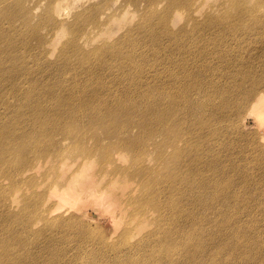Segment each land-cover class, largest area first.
Segmentation results:
<instances>
[{
	"label": "bare ground",
	"instance_id": "obj_1",
	"mask_svg": "<svg viewBox=\"0 0 264 264\" xmlns=\"http://www.w3.org/2000/svg\"><path fill=\"white\" fill-rule=\"evenodd\" d=\"M145 1L110 40L93 9L62 21L0 0V264L129 256L84 221L86 204L127 220L129 239L147 233L118 264H264V189L246 187L264 176V142L234 123L245 108L264 129V66L233 87L207 74L232 53L262 55L264 0Z\"/></svg>",
	"mask_w": 264,
	"mask_h": 264
},
{
	"label": "rangeland",
	"instance_id": "obj_2",
	"mask_svg": "<svg viewBox=\"0 0 264 264\" xmlns=\"http://www.w3.org/2000/svg\"><path fill=\"white\" fill-rule=\"evenodd\" d=\"M27 6L30 9V13L36 17L40 18L41 16L46 15L47 12H58V18L62 21H72L78 14L82 12H88V11H93L97 12L98 16H100V21L102 22V28L100 32L106 33L107 34V39L114 40V37L118 36L121 31L125 29L128 26H131L135 20L138 18L139 13L143 12L146 8V1H140L138 4L132 2L131 0H41L40 3H38L35 0H26ZM38 3V4H37ZM159 6L163 4V2H158ZM52 4H54V8H52ZM210 4V3H208ZM53 9V10H52ZM208 12H214L212 6H206L204 7L199 14L202 16ZM3 17H6L3 15ZM7 25H10L7 23ZM179 25H176V27ZM121 27H123L121 29ZM99 32V33H100ZM98 34V29H91L90 31V36L94 38V40H98L96 38V35ZM50 37H52L51 40L48 42V49L52 52L55 53L57 50V47L59 45V37H62V33L59 32L57 35L50 34ZM257 37H262L261 35L256 34L255 37L251 39H242L240 40L241 43L247 44L253 42ZM98 38L101 39L100 34H98ZM152 47V46H151ZM48 52L49 54V59H54L55 55ZM179 56L178 52L175 56L177 59ZM244 56V57H243ZM228 58L230 60L226 61H221V60H215V65L213 67V72L209 71L207 74H211L209 76L210 81H212V75L217 74L221 78L218 80L215 78V81L221 85V87H226L230 86L233 87V78L235 77H243L245 76L246 71H253L256 73L255 69H259L262 66H264V52L262 53L261 56H250L246 54L244 51H238L236 53H232ZM178 60V59H177ZM191 65L194 68H199L198 65L190 62ZM230 67L232 69H237L234 71V75L230 74L229 76V70ZM242 71V73H240ZM57 73V72H56ZM224 77L226 78L224 80ZM49 79V78H46ZM108 80V79H107ZM249 83L251 82V79H248ZM149 81V85L152 80H147ZM179 81H184L183 79H180ZM154 83V82H153ZM247 83V85L249 84ZM181 89L185 88L180 87ZM197 91V90H196ZM197 101L201 102L203 99V95L197 94L195 95ZM194 96V97H195ZM194 99V100H196ZM218 100L217 98H215ZM183 105L189 106V102L185 101L183 102ZM243 121L241 122L236 121L235 123V128L240 130L241 133L247 132L250 135H245V136H256L258 139L261 140V143L263 144L264 142V135L262 136V133L264 134V129H259L257 126V121L254 119L252 115L249 113L245 112V108L243 110ZM245 119H247V126L244 125ZM232 123V122H231ZM230 123V124H231ZM112 165H120L117 163H110L109 165V170H112ZM254 172H260L259 169L254 168ZM234 173V172H233ZM110 176V175H109ZM44 176H40L39 180L43 181ZM122 179H126V175H122ZM101 185H103L100 182ZM246 187H250L253 190L259 191L264 189V176L250 182ZM246 187H239L235 188L234 194L235 198L240 195L245 196V192L247 191L245 188ZM259 187L258 189H256ZM95 196L96 198H100V194L97 193L96 190H93L91 192H85V191H78L77 194H74L73 199L76 197H89V196ZM122 196L126 197L125 194H122ZM73 199H69V203H72ZM125 199V198H124ZM88 206L89 208V213L88 216L84 214V211L81 213L82 218L84 219L85 222H87L90 227L93 230H97L98 228L102 229V233L108 238L110 242L117 241V242H123L126 243L127 248L133 249L131 254L129 256H123L119 255L117 256L111 263L113 264H118V259H126V260H131L135 256L134 252V247L140 246L141 243L143 242L142 239L145 234L143 231L140 233V237L137 239V237H134L132 239L127 238V236H123V233H125V229L127 224V220L121 219H113L109 214L105 213L104 211H97L96 216L91 218L90 212H93L94 208L90 207L89 205H84ZM83 206V207H84ZM122 206H129L130 204L128 201L123 202L120 204V208ZM119 209V208H118ZM69 216V215H67ZM90 216V217H89ZM76 230V228L74 227ZM116 230V232H115ZM103 244V243H102ZM108 246V242H106V246Z\"/></svg>",
	"mask_w": 264,
	"mask_h": 264
}]
</instances>
